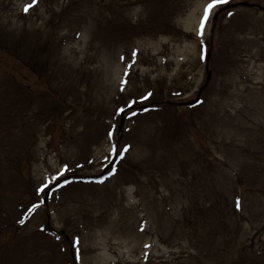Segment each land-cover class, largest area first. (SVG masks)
I'll use <instances>...</instances> for the list:
<instances>
[{"label":"rangeland","instance_id":"1","mask_svg":"<svg viewBox=\"0 0 264 264\" xmlns=\"http://www.w3.org/2000/svg\"><path fill=\"white\" fill-rule=\"evenodd\" d=\"M208 2L0 0V264H264V0Z\"/></svg>","mask_w":264,"mask_h":264},{"label":"snow or ice","instance_id":"2","mask_svg":"<svg viewBox=\"0 0 264 264\" xmlns=\"http://www.w3.org/2000/svg\"><path fill=\"white\" fill-rule=\"evenodd\" d=\"M228 2V0H209V2L207 3L205 9H204V13H203V17L201 19V25H200V29H199V34L202 36L203 35V30H204V25L206 24L207 20L209 19L212 11L220 5L226 4ZM32 7V5H28L27 7H25V12L28 11V9ZM133 55H136V53H133ZM123 111V110H121ZM127 148L123 149V151L127 152ZM41 191L43 192V189H41ZM237 207L239 208V204H237Z\"/></svg>","mask_w":264,"mask_h":264},{"label":"water","instance_id":"3","mask_svg":"<svg viewBox=\"0 0 264 264\" xmlns=\"http://www.w3.org/2000/svg\"><path fill=\"white\" fill-rule=\"evenodd\" d=\"M245 5V4H244ZM237 5H234V6H228L227 8H226V10H228V9H231V8H235ZM218 16V15H217Z\"/></svg>","mask_w":264,"mask_h":264}]
</instances>
